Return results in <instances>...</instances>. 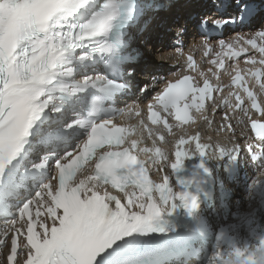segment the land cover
Returning <instances> with one entry per match:
<instances>
[{"label":"snow or ice","instance_id":"obj_1","mask_svg":"<svg viewBox=\"0 0 264 264\" xmlns=\"http://www.w3.org/2000/svg\"><path fill=\"white\" fill-rule=\"evenodd\" d=\"M162 8L164 5H140L137 0H0V219L5 221L0 236L12 233L7 264H19L18 247L27 250L26 256L20 253L23 264H144L141 249L147 241L142 237L157 231L153 224L178 208L189 214L197 208V198L186 190V182L180 181L185 190L177 194L169 187L167 176L163 183L152 185L145 161L133 154L138 141L123 146L134 129L112 122L117 114L140 116L139 108L117 110L111 104L129 89L134 72L149 64L146 54L131 46L127 29L147 10ZM237 8L236 17L215 20V26L243 22L257 10L241 0H237ZM245 43L264 55V31ZM220 47L231 48L232 44L221 40ZM255 62L254 58L246 61ZM219 66L223 67L222 60ZM188 67H193L191 57ZM251 74L257 82L264 77L260 69ZM243 80L236 70L233 84L240 86ZM260 88L264 89V83ZM242 90L251 108L264 115L256 95L246 86ZM214 91L221 89L213 88L206 78L203 87L193 86L189 75L169 81L148 105V118L153 124L162 122L154 109L169 115L174 109L175 118L187 123L191 119L188 109L194 107L199 112ZM235 101L229 109H240L247 116L248 109L241 108L244 98L236 94ZM221 103L227 104V98ZM72 116L75 119L69 122ZM239 123H244L243 119ZM140 127H144L143 121ZM252 128H264V124L253 122ZM191 140L197 141L195 153L205 157L209 146L200 144L198 136ZM74 141L78 143L69 151ZM188 142L182 139L180 146ZM41 146L46 154L39 163L33 162L30 157ZM180 146L170 165L174 173L193 154ZM149 151L139 148V154ZM238 153V148L221 149L220 157L230 154L237 159ZM156 154L167 159L159 149ZM52 159L56 175L49 178ZM87 163L94 164L92 174L77 179ZM158 171L162 172L163 166ZM106 185L122 192L123 197L111 194ZM32 189L35 196L29 198ZM153 192L159 193V202ZM42 216L46 220L41 221ZM5 242L0 240V244ZM187 254L185 246L177 245L161 248L148 259L150 264H168Z\"/></svg>","mask_w":264,"mask_h":264},{"label":"clouds","instance_id":"obj_2","mask_svg":"<svg viewBox=\"0 0 264 264\" xmlns=\"http://www.w3.org/2000/svg\"><path fill=\"white\" fill-rule=\"evenodd\" d=\"M212 156L210 159H214ZM264 180L253 179L251 187L254 189L258 182ZM252 193L249 192L246 200H250ZM259 242L252 244L251 247L244 246L235 247L233 246L227 253L226 258L222 261V264H264V237L258 238Z\"/></svg>","mask_w":264,"mask_h":264},{"label":"bare ground","instance_id":"obj_3","mask_svg":"<svg viewBox=\"0 0 264 264\" xmlns=\"http://www.w3.org/2000/svg\"><path fill=\"white\" fill-rule=\"evenodd\" d=\"M178 14L181 15V19H180L177 23H174L173 25L170 24V22H171L170 19L167 20V23H166L169 27L172 28V30H174V31H176V32H179L180 29H181L184 25H186V18H185V16H184V14L181 13V12H179V13L174 14L175 17H176V15H178ZM160 22H161L162 26H164V24H165V20H162V21H160ZM187 26H189V27L191 28V27H192V24H191V23H188ZM159 33L163 34V37L166 36L167 38H169V37L171 36V35H165V33H164L163 31H159ZM166 48H167V47L161 49V48L158 47V46H152V47L149 46L148 49H152V50H154V53L156 54V56L164 57V56L167 54V50H166ZM156 56H155V57H156ZM150 71H152V70H150Z\"/></svg>","mask_w":264,"mask_h":264}]
</instances>
